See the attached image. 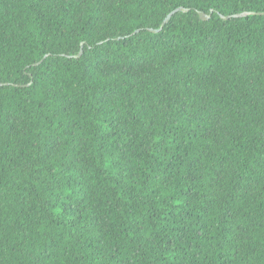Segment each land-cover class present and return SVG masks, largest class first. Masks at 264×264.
Returning <instances> with one entry per match:
<instances>
[{"label": "trees", "instance_id": "obj_1", "mask_svg": "<svg viewBox=\"0 0 264 264\" xmlns=\"http://www.w3.org/2000/svg\"><path fill=\"white\" fill-rule=\"evenodd\" d=\"M263 13L0 0V264H264Z\"/></svg>", "mask_w": 264, "mask_h": 264}, {"label": "water", "instance_id": "obj_2", "mask_svg": "<svg viewBox=\"0 0 264 264\" xmlns=\"http://www.w3.org/2000/svg\"><path fill=\"white\" fill-rule=\"evenodd\" d=\"M181 11H183V12H187V11H189V9H184V8L180 7V8H178V9L174 10L173 12H171V13L167 16V18L165 19V21L163 22V24H162V26H161V28H160L159 30H153V29H151V31H153V32H158V31H160V30L166 25V23L171 19V17H172L174 14H176L177 12H181ZM254 14H256V13H253V12H243V13L236 14V15H232V16H221V17H222L224 20H230L231 18H241V17H246V16H250V15H254ZM263 14H264V13H263ZM199 16H200V18H201L203 21H208V20H210V18H211V16H212V13H211V14H206V13H204V12H199ZM82 46H83V45H82ZM82 54H83V47H82L80 53H79L78 55L74 56V57H75V58H80V57L82 56ZM39 64H40V63H39ZM36 65H38V64H36Z\"/></svg>", "mask_w": 264, "mask_h": 264}]
</instances>
